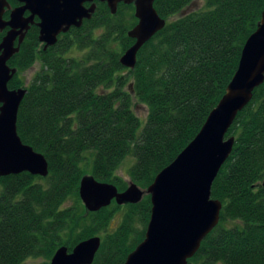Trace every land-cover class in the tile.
<instances>
[{
  "label": "trees",
  "instance_id": "1",
  "mask_svg": "<svg viewBox=\"0 0 264 264\" xmlns=\"http://www.w3.org/2000/svg\"><path fill=\"white\" fill-rule=\"evenodd\" d=\"M197 1L155 0L166 25L139 51L134 69L120 63L135 43L128 37L138 23L133 5L120 4L113 15L98 3L91 20L47 51L39 28L31 26L8 62L17 70L8 87L27 90L17 132L46 158L49 175L0 177V264L50 261L61 247L71 252L93 237L102 240L94 264H125L145 240L150 195L91 213L80 199V183L90 172L126 191L118 171L129 157L130 180L148 189L226 94L261 22L264 0H204L201 10L188 12ZM37 62L41 70L24 87L19 75ZM137 105L148 111L143 127ZM230 137L233 152L212 186V199L222 203L220 222L188 264H264V84L237 116ZM121 213L120 226L109 232Z\"/></svg>",
  "mask_w": 264,
  "mask_h": 264
},
{
  "label": "water",
  "instance_id": "2",
  "mask_svg": "<svg viewBox=\"0 0 264 264\" xmlns=\"http://www.w3.org/2000/svg\"><path fill=\"white\" fill-rule=\"evenodd\" d=\"M14 1L19 6L12 9L7 0H0V32L7 30L0 42V177L29 173L46 178L48 161L24 144L17 132L18 112L27 90L8 87L17 74L8 62L19 53L31 26L39 28V42L47 51L58 43L60 35L91 20L98 3H106L113 15L120 4L134 5L138 23L128 37L135 43L120 59L123 67L134 69L139 51L166 22L155 10V0ZM8 11L9 19L5 20ZM263 84L264 10L257 30L243 48L226 94L195 139L147 189L152 210L145 240L125 264H188L198 253L220 222L222 203L212 199V186L235 146V138H227V134L239 113L252 101L253 92ZM79 195L85 209L96 213L113 202L118 206L138 204L145 192L134 183L119 192L112 184L86 176L81 180ZM101 244L100 237H93L79 243L71 252L61 247L50 264H94Z\"/></svg>",
  "mask_w": 264,
  "mask_h": 264
},
{
  "label": "rangeland",
  "instance_id": "3",
  "mask_svg": "<svg viewBox=\"0 0 264 264\" xmlns=\"http://www.w3.org/2000/svg\"><path fill=\"white\" fill-rule=\"evenodd\" d=\"M203 1L204 0H198L192 7L189 8L188 12L201 10L204 7V2ZM127 6H132V5H127ZM129 14H133L132 10L129 11ZM4 32L6 33V31H4ZM4 32H0V33H4ZM74 55L77 56V57L80 56V54H74ZM41 68H42L41 64L37 62L28 71L23 72V73H21L19 75V79L21 80V82H22L24 87L28 86L32 82L33 78L41 70ZM134 104H135V107H136V101H135ZM136 113L139 116V118L142 120V127H143L145 125V123H146V118H147V115H148L147 108L145 106H143V105H137ZM133 164H134V160L132 158L128 157L124 161L122 166L120 167V170L118 171V175L120 177H122L127 182L128 187L132 184V181L130 180V177H129V170L131 169ZM87 176H90V172L88 173ZM141 190L145 192L144 197L146 195H148L146 193L147 189H141ZM120 207H122V206H120ZM121 219H122V213L121 214H117L114 217L113 221L110 224L109 232L113 233V232H115L117 230V228L120 226ZM51 260L47 261V260L41 259V258H39V259H31V260H28L25 264H50Z\"/></svg>",
  "mask_w": 264,
  "mask_h": 264
},
{
  "label": "bare ground",
  "instance_id": "4",
  "mask_svg": "<svg viewBox=\"0 0 264 264\" xmlns=\"http://www.w3.org/2000/svg\"><path fill=\"white\" fill-rule=\"evenodd\" d=\"M134 15H135V13H134ZM136 18V17H135ZM138 21V20H137Z\"/></svg>",
  "mask_w": 264,
  "mask_h": 264
},
{
  "label": "flooded vegetation",
  "instance_id": "5",
  "mask_svg": "<svg viewBox=\"0 0 264 264\" xmlns=\"http://www.w3.org/2000/svg\"><path fill=\"white\" fill-rule=\"evenodd\" d=\"M61 36V35H60ZM60 36H59V38H60Z\"/></svg>",
  "mask_w": 264,
  "mask_h": 264
}]
</instances>
